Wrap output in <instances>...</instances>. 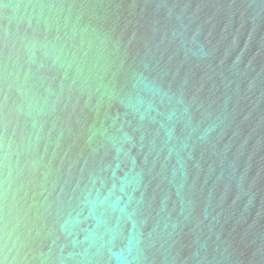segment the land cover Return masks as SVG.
<instances>
[{
  "label": "water",
  "instance_id": "obj_1",
  "mask_svg": "<svg viewBox=\"0 0 264 264\" xmlns=\"http://www.w3.org/2000/svg\"><path fill=\"white\" fill-rule=\"evenodd\" d=\"M0 264H264V0H0Z\"/></svg>",
  "mask_w": 264,
  "mask_h": 264
}]
</instances>
